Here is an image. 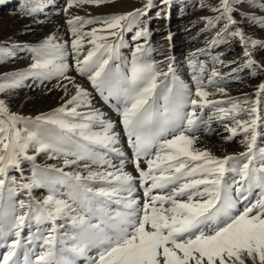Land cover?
Masks as SVG:
<instances>
[{"label":"snow or ice","instance_id":"1","mask_svg":"<svg viewBox=\"0 0 264 264\" xmlns=\"http://www.w3.org/2000/svg\"><path fill=\"white\" fill-rule=\"evenodd\" d=\"M54 2L21 0V6L35 20ZM237 2L219 0L212 8L218 15L202 18L209 27L224 21L209 46L235 39L243 47L242 58L225 63L217 56L214 63L264 72V63L255 59V52L264 51V39H252L237 26ZM104 3L66 0L64 11ZM199 3L208 7L206 0ZM7 4L0 0V7ZM172 4L145 0L123 14L71 17L66 21L70 42H57L55 34L38 44L0 42V63L18 48L34 54L26 68L0 73V94L28 79L39 85L56 80L65 95L68 84L75 88L58 108L35 116L11 111L0 98V248L5 249L0 264H264V147L258 145L264 83L254 101L247 94L215 100L206 90L203 65L198 73L193 65L194 92L176 76L171 57H166L168 70L161 71L164 62L151 59L155 49L148 46L152 31L145 17L158 8L155 18L170 21ZM251 19L264 24V17ZM92 24L100 27L84 30ZM133 28L132 39L144 44L137 43L128 59L119 49L124 32ZM172 38L169 32L165 39ZM72 55L74 64L68 62ZM70 70L85 77L119 116L138 176L126 170L117 124L94 107L93 93L69 76ZM220 75L213 67L207 85L226 95L216 82ZM205 108L214 111L205 117ZM213 120L229 121L233 126L224 125L230 133L224 139L242 134L245 151L218 157L196 147L200 133L214 131ZM40 154L61 159L62 165L38 164ZM74 165L79 168L65 171ZM35 189L47 194L37 198ZM25 229L28 234L22 235Z\"/></svg>","mask_w":264,"mask_h":264},{"label":"rangeland","instance_id":"2","mask_svg":"<svg viewBox=\"0 0 264 264\" xmlns=\"http://www.w3.org/2000/svg\"><path fill=\"white\" fill-rule=\"evenodd\" d=\"M144 3L145 0H107V3L99 5H74L65 12L66 0H55L53 5L48 6L42 13L36 14L35 20H33L32 17L24 14L21 0H8L6 7H0V42H8L9 44H38L49 34H55L59 43H63L64 41L70 42L72 36L66 24L67 19L77 15L88 18L123 14L141 8ZM206 3L208 7H201L199 0H173L170 21L155 18L158 8H153L148 12V16L145 19L149 20L150 30L152 31L148 46L155 49L151 53V59L156 62H164L161 64L160 70L166 72L169 63L166 61V57H171L170 62L176 76L186 83L193 92L195 91V81L192 79L194 74L193 65L197 66V73L198 66L203 65L205 68L203 77L206 90L214 94L209 97L210 99L224 100L247 94L249 101L256 100L255 92L258 85L264 83V72H257L253 69H241L238 65L225 67L224 65L214 63V57L217 56H220L225 63L242 58L243 47L235 39H231L227 43L217 44L216 46H209L208 42L223 28L224 21H220L214 27H209L207 21L202 18L218 15V13L212 11V8L218 5L219 0H206ZM234 7L237 9L233 13L234 18L238 21L237 26L243 28L252 39H264V24L259 21L253 23L251 19L253 15L264 17V0H238ZM36 21H39V23ZM25 26H29L31 31H27ZM93 27H100V25H86L84 30L87 31ZM135 30L133 28L132 31L124 32V46L119 49L121 56L124 58L130 59L131 53L134 51L137 43L144 44L142 40L135 41L132 39ZM169 32L173 34L171 41L165 39ZM87 47L86 44L85 50H87ZM198 49H206V51L197 52ZM194 53L196 54L195 56H193ZM33 56L34 54L27 48L16 49L12 57H6L0 63V73H11L26 68L34 62ZM255 59L258 62L264 63V51L255 52ZM68 62L74 64V55L68 57ZM213 67L221 74L216 82L219 87L226 89V95L220 94L215 86L207 85V79L211 75ZM233 69L236 70L233 71ZM68 75L74 77L77 83L83 84L88 88L93 93L94 107L101 109L108 118L117 124L116 131L121 135L120 147L129 161L126 164V170L133 176H138L137 170L131 163L133 150L127 143V137L122 130V126L119 125V116L92 90L90 82L85 77L80 76L75 70H70ZM56 83V80H52L47 82L46 85H39L35 80L28 79L25 81L23 87L10 91L6 95L0 94V98L8 101L11 111L25 116H35L58 108L75 93V88L71 84H68L67 95H65L63 89L55 86ZM62 83L67 84L68 82L62 81ZM49 89H51V92L48 91ZM259 107L262 122L258 128V131L261 133V136L258 138V145L259 147H264V98L261 99ZM189 110L190 108L185 109V111ZM213 111V108H205L203 114L207 117ZM243 119H248V117L244 116ZM225 124L229 127L233 126L227 120L223 123L219 120H213L211 127L214 131L210 134L200 133V140L197 142L196 147L208 149L218 157L245 151V146L240 143L243 139L242 134L232 141L224 139V137L230 134L225 130ZM29 151L31 154L32 150L30 149ZM114 162L118 163V160L114 158ZM36 163L40 165L54 164L61 166L62 160L49 159L46 155L40 154L37 156ZM23 167L25 176L30 175L29 162L26 161ZM141 167H147L143 159L141 160ZM77 168H79V165H74L71 168H66L65 171H74ZM12 174L19 175L16 172ZM137 187L139 188V185ZM46 194V189H35L33 192V195L37 198ZM136 195L141 201L143 200L142 188H139ZM27 234L28 229H25L22 235ZM4 251V248H0V253Z\"/></svg>","mask_w":264,"mask_h":264},{"label":"bare ground","instance_id":"3","mask_svg":"<svg viewBox=\"0 0 264 264\" xmlns=\"http://www.w3.org/2000/svg\"><path fill=\"white\" fill-rule=\"evenodd\" d=\"M33 31V30H32ZM29 37V36H28ZM37 37V36H36ZM201 142V141H200Z\"/></svg>","mask_w":264,"mask_h":264}]
</instances>
